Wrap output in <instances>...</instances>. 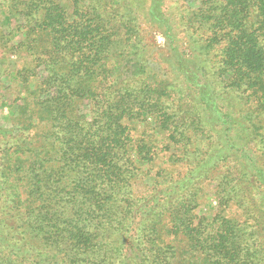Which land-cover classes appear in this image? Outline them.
<instances>
[{"label":"trees","instance_id":"16d2710c","mask_svg":"<svg viewBox=\"0 0 264 264\" xmlns=\"http://www.w3.org/2000/svg\"><path fill=\"white\" fill-rule=\"evenodd\" d=\"M144 1H3L0 264H264V0Z\"/></svg>","mask_w":264,"mask_h":264},{"label":"rangeland","instance_id":"374dc122","mask_svg":"<svg viewBox=\"0 0 264 264\" xmlns=\"http://www.w3.org/2000/svg\"><path fill=\"white\" fill-rule=\"evenodd\" d=\"M4 0H0V9L2 8V3ZM56 3H58L61 7H63L67 13L70 14V4L69 0H55ZM142 1V0H139ZM198 0H164V10L167 14H171L173 16H179L180 10H177L178 8H181V6H185L187 8H195L198 5ZM143 7L148 4V1H144ZM166 6V7H165ZM185 9V8H184ZM141 10V9H140ZM138 14H141L139 10H137ZM6 14L3 12H0V47L4 54L10 55V47L14 42L17 40L16 34L13 33V30L15 29L16 25V17H13L11 20L10 27H5V21L3 20V16ZM182 27L180 25H177L175 27V37L173 38L174 42L173 46H175L176 50H169L167 38L165 37L162 30L158 27H156L153 24L147 23L144 21L141 17L139 19L138 24V31L140 34V37L142 39V46L143 50L145 51V54L148 58V62L152 70L154 71H161L158 72L160 74H163L166 72V67H174V64L176 63L173 55L175 56V52L179 50V53L183 55V57L187 58L190 56H193L194 54L198 55V52L196 49H193V46L188 43V40H185L183 38V34L181 33ZM178 46H176V44ZM10 62H11V68L14 69L18 67V63H20V57L18 54L10 55L9 56ZM4 88L6 86V82H4ZM18 90L15 91V89L12 90V88L9 91L2 90L0 91V98L6 99V102H10L9 98H12V96H16V93ZM12 94V95H11ZM7 108L2 107L0 105V120L4 121V116L7 115ZM210 190L205 186V188L202 190V193L200 194V205L196 210V213L198 216L202 215H210L213 213V208L216 206V203L214 201V198L211 196Z\"/></svg>","mask_w":264,"mask_h":264}]
</instances>
